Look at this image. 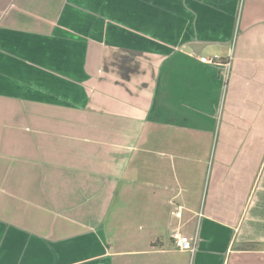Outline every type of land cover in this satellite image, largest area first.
<instances>
[{
	"label": "crops",
	"instance_id": "0c3cea01",
	"mask_svg": "<svg viewBox=\"0 0 264 264\" xmlns=\"http://www.w3.org/2000/svg\"><path fill=\"white\" fill-rule=\"evenodd\" d=\"M0 264H264V0H0Z\"/></svg>",
	"mask_w": 264,
	"mask_h": 264
},
{
	"label": "built area",
	"instance_id": "2783aa9c",
	"mask_svg": "<svg viewBox=\"0 0 264 264\" xmlns=\"http://www.w3.org/2000/svg\"><path fill=\"white\" fill-rule=\"evenodd\" d=\"M232 57H233V55L231 54L229 57V60L226 63L227 77L229 75L230 68L232 65ZM200 60L204 63L215 64V63L219 62L220 58L218 56H215L212 58L201 57ZM182 209H183V207L178 206L177 212L180 213L182 211ZM202 216H203V213L200 212L199 217L201 218ZM172 239H173L177 249L189 250V251H191V253H193V254L195 253L196 247H197V237H195V239L193 241L187 240L183 237V235L179 231H176L172 234Z\"/></svg>",
	"mask_w": 264,
	"mask_h": 264
},
{
	"label": "rangeland",
	"instance_id": "374dc122",
	"mask_svg": "<svg viewBox=\"0 0 264 264\" xmlns=\"http://www.w3.org/2000/svg\"><path fill=\"white\" fill-rule=\"evenodd\" d=\"M233 44V43H232ZM234 48L233 47H229V51H230V54H234ZM232 60H233V57H232ZM219 142H221V140L219 141ZM217 143V137L215 138V146L217 145L216 144ZM218 145H220V144H218ZM213 155H214V153H213ZM213 155H212V157H211V159H210V164H212L213 163V161H214V159H213ZM210 173H211V170H209L208 171V173H207V176H206V178H205V181L203 182V189L201 190V191H199V193L198 194H196V195H198V196H202L203 194H204V197H203V202H202V205L204 206V204H205V196H206V192H207V190H208V188H209V183H210Z\"/></svg>",
	"mask_w": 264,
	"mask_h": 264
}]
</instances>
